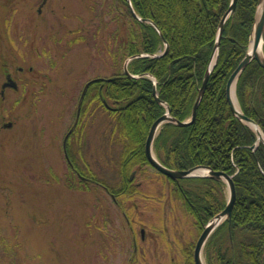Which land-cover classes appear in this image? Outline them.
<instances>
[{
	"label": "rangeland",
	"instance_id": "374dc122",
	"mask_svg": "<svg viewBox=\"0 0 264 264\" xmlns=\"http://www.w3.org/2000/svg\"><path fill=\"white\" fill-rule=\"evenodd\" d=\"M114 2L0 0V83L6 69L17 85L0 98V264H183L191 258L202 230L166 178L148 166L134 168L119 194L120 145L104 142L109 118L93 106L68 150L75 167H88L110 189L67 184L62 140L84 84L111 76L101 50L115 26Z\"/></svg>",
	"mask_w": 264,
	"mask_h": 264
},
{
	"label": "trees",
	"instance_id": "16d2710c",
	"mask_svg": "<svg viewBox=\"0 0 264 264\" xmlns=\"http://www.w3.org/2000/svg\"><path fill=\"white\" fill-rule=\"evenodd\" d=\"M114 1L115 26L102 41L101 51L109 58L110 77L117 79L96 80L87 86L78 124L89 117L92 106L108 115V129L102 137L104 142L120 145V194L131 184L128 173L132 169L150 167L144 153L145 139L151 124L164 113L154 100L149 77L128 78L123 74L125 59L147 55L131 60L128 72L152 76L158 98L169 106L170 115L178 121L189 119L230 0H130L138 17L151 21L157 29L134 18L126 0ZM257 4L258 0H236L234 14L223 25L216 62L193 122L186 126L166 123L153 141L154 155L168 169L207 166L233 175L231 217L208 238L206 264H264V144L252 148L255 133L233 114L225 97L226 82L246 54ZM157 30L168 49L152 57L164 49ZM235 93L242 114L264 135V69L256 61L249 62L240 73ZM74 168L68 169L70 188L81 190L88 189L89 183L98 184L88 167ZM161 177L170 182L175 198L198 230L225 206L220 181ZM183 264H193L192 259Z\"/></svg>",
	"mask_w": 264,
	"mask_h": 264
},
{
	"label": "water",
	"instance_id": "95a60500",
	"mask_svg": "<svg viewBox=\"0 0 264 264\" xmlns=\"http://www.w3.org/2000/svg\"><path fill=\"white\" fill-rule=\"evenodd\" d=\"M126 2H127L128 7L130 9V12L134 18H136L137 20H139L141 22L152 24L155 27V25L151 21L141 19L140 17H138V15L132 9L130 0H126ZM235 5H236V0H230L229 8L226 11V13L222 16V18L219 22V25L217 28V34H216V41L214 44L212 54L210 56V61H209V64L207 66V69L205 71V74L203 76L201 86L199 87L196 98L193 102V105L191 108V115H190L189 119H187L185 121H178L170 115L169 106L158 98V95L156 92V86H155L156 82L152 76H150L148 74H141L138 76H133L128 72L127 66L131 60L138 58V57H145L147 55L141 54V55L130 56V57L125 59L123 66H122L123 74L128 78H139V77H144V76L149 77L153 83L152 95L154 97V100L157 102V104H159L160 106H162L164 108V113L161 116H159L157 119H155L154 122L149 127L148 132H147V136L145 139V143H144V153H145L147 162L151 166V168H153L156 172L162 174L163 176L167 177L170 180H179V179H183V178H195V177H208V178H211L215 181H220L223 184H225L226 192H227L226 193L225 206H224L222 211H220L215 216H213L204 225L201 233L199 234V236H198V238L194 244V249H193V254H192L193 264H205L204 259H203V249H204V246H205L208 238L210 237V235L213 233V231L220 224H222L226 220L227 221L230 220L231 211H232V207H233L234 200H235V187H234V182H233V175L232 176L227 175L226 173H224L222 171H214L207 166H196V167L190 168L188 170H171V169H168L165 166H163L157 160L156 156L154 155L153 141H154L155 137L157 136V134L159 133L162 126L166 123H173V124H176L177 126H186V125H189L193 122L195 115H196V110H197V108L201 102L202 96L204 94L210 73L214 67L215 62H216L220 38L222 35L223 25H224L225 21L228 19V17H230L234 14ZM158 33H159V36H160V38L164 44V49L161 53L154 54V55H152V57H159V56L165 54L167 52V49H168L166 41L164 40L162 34L160 33V31H158ZM262 41L264 42V0H258L257 9H256L255 17H254V23H253V27L251 30V40L248 44L246 54L242 58V60L239 62L238 66L235 68V70L231 73V75L229 76V78L226 82V85H225V97H226V101H227L231 111L243 124H245L247 127H249L256 135L257 140L252 145V148H255L258 145V143L264 144V135H263L262 131L260 130V128L258 127V125L253 120L245 117L242 114L240 107H239V104H238V101H237V98H236L235 89H236V82H237V79H238L240 73L249 64V62L256 61L257 64L264 69V55H263L262 51L261 52L258 51V48H259L260 43ZM114 79H117V77L100 78L99 80H101L103 82H110ZM91 81H96V79L91 80ZM89 83L90 82H87L83 86L82 91L80 93V97H79L78 104H77L76 121H77L78 115H79L81 99H82L83 94H84ZM232 85L234 88L233 92H234V98H235L236 105L234 104V102L231 99V87H232ZM105 106L108 107L106 104H105ZM76 121H75V123H76ZM10 125L11 124L9 123L6 126L10 127Z\"/></svg>",
	"mask_w": 264,
	"mask_h": 264
},
{
	"label": "flooded vegetation",
	"instance_id": "af4514ba",
	"mask_svg": "<svg viewBox=\"0 0 264 264\" xmlns=\"http://www.w3.org/2000/svg\"><path fill=\"white\" fill-rule=\"evenodd\" d=\"M45 3H46V0H42L41 6H43ZM38 12H40V9L38 10ZM19 71H21L20 68H19ZM1 75H2V81L0 83V98L3 99L5 91L7 89L16 90L17 89V85L14 82V80L11 79L10 75L6 72V69L1 71ZM75 121H76V113H75V118H74L73 124L68 129V131L66 132V134L64 135L63 140H62V143H63V147L62 148H63L64 158H65V161L68 164V167L71 168V169H75L73 164H72L73 161L71 159V156L73 155L72 153H74V152L71 151V150H68V146H69L70 137L73 135V130L76 127V125L78 124L79 115H78V119H77L76 123H75ZM6 125H4L5 128L7 127ZM100 186L103 187L102 185H100ZM193 249H194V245L192 246V250H191V259H192Z\"/></svg>",
	"mask_w": 264,
	"mask_h": 264
},
{
	"label": "bare ground",
	"instance_id": "6f19581e",
	"mask_svg": "<svg viewBox=\"0 0 264 264\" xmlns=\"http://www.w3.org/2000/svg\"><path fill=\"white\" fill-rule=\"evenodd\" d=\"M263 47H264V42L262 41V42L260 43V46H259V48H258V51L261 52V50H262ZM233 90H234V88H233V85H232V87H231V99H232V101L234 102V104L236 105Z\"/></svg>",
	"mask_w": 264,
	"mask_h": 264
}]
</instances>
